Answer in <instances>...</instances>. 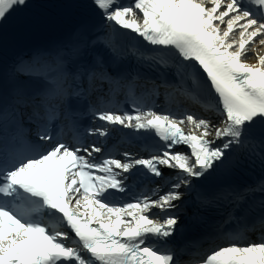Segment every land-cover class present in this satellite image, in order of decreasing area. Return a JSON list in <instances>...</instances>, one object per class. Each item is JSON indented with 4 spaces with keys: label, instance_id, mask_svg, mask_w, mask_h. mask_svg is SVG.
Instances as JSON below:
<instances>
[{
    "label": "snow or ice",
    "instance_id": "1",
    "mask_svg": "<svg viewBox=\"0 0 264 264\" xmlns=\"http://www.w3.org/2000/svg\"><path fill=\"white\" fill-rule=\"evenodd\" d=\"M0 264H264V0H0Z\"/></svg>",
    "mask_w": 264,
    "mask_h": 264
}]
</instances>
